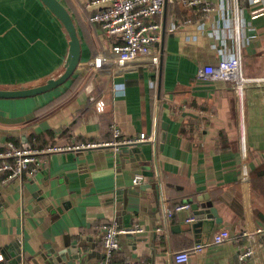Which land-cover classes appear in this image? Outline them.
Wrapping results in <instances>:
<instances>
[{"label": "crops", "instance_id": "crops-1", "mask_svg": "<svg viewBox=\"0 0 264 264\" xmlns=\"http://www.w3.org/2000/svg\"><path fill=\"white\" fill-rule=\"evenodd\" d=\"M59 1L73 19L80 62L93 61L116 42L90 21L96 9L85 8L89 0ZM209 2L206 17L189 14L191 23L170 31L169 23L183 17L184 9L167 0L157 68L141 57L103 73L78 69L91 76L89 81L39 112L68 83L32 97L0 99V147L7 141L104 143L112 140L113 126L121 139L139 133L152 138L117 152L97 147L53 153L29 179L7 181L0 175L4 263L92 264L103 258L102 225L114 223L143 229L118 236L117 261L172 264L175 253L205 244L190 255V264H264V230L254 239L242 235L264 228V81L246 83L238 95L231 83L196 77L200 66L234 55L244 77H264V0H240L236 7ZM67 41L39 0H0V88H29L57 77ZM100 98L102 113L94 107ZM136 174L145 181L134 184ZM182 203L189 210L168 215ZM191 204L212 205L221 223L210 232L204 225L192 227ZM219 229H227L230 238L211 243ZM247 247L254 256L239 261L237 254Z\"/></svg>", "mask_w": 264, "mask_h": 264}, {"label": "built area", "instance_id": "built-area-1", "mask_svg": "<svg viewBox=\"0 0 264 264\" xmlns=\"http://www.w3.org/2000/svg\"><path fill=\"white\" fill-rule=\"evenodd\" d=\"M180 4L184 9V16L172 20L169 23V30L176 31L191 23L190 15L197 14L200 18L207 16L212 6L210 0H171ZM221 3H232L237 6L240 0H218ZM167 0H89L86 1L85 8H95V12L90 17V21L96 23L103 34L113 37L116 42L108 47L103 54L99 55L91 62H80L79 69H91L103 73L128 67L130 63L139 61L140 58H147L146 65L157 68L159 65V51L157 45L162 40L163 23L160 21ZM190 14V15H189ZM235 19L236 38H239V23ZM239 56H226L218 60L215 65H203L197 70L196 77L204 82L224 81L235 86L238 95H241L243 86L246 83L264 81L262 78H246L240 69ZM117 92L118 88H112ZM95 110L102 113L105 108V101L97 99L94 101ZM112 140L104 143L87 142L75 143L67 146L45 145V146H18L13 141H7L0 147V175L9 181L26 176L28 179L34 177L45 164L48 155L64 151H83L97 147H110L117 152L124 147L137 146L145 142H151V136L146 133H139L134 138H120V131L115 126L111 128ZM243 177V181L245 182ZM145 181V177L136 174L133 183L139 184ZM188 203H182L168 210V215L173 212L189 210ZM194 217H189L187 221H193ZM263 229L251 230L250 233L244 232L242 235L254 239L255 234ZM143 231L139 224H133L129 228H117L113 224L102 225V247L103 258L92 264H152L142 261H117L115 252L118 249L119 235H134ZM230 238L227 229H219L212 234L211 243H222ZM205 244H198L191 251L177 252L172 256V264H190V255L202 251ZM254 256V249L247 247L237 254L239 261ZM0 264L3 262L0 256ZM21 264V263H18ZM76 264V263H66Z\"/></svg>", "mask_w": 264, "mask_h": 264}, {"label": "water", "instance_id": "water-1", "mask_svg": "<svg viewBox=\"0 0 264 264\" xmlns=\"http://www.w3.org/2000/svg\"><path fill=\"white\" fill-rule=\"evenodd\" d=\"M39 1L60 23L67 35V54L63 64V71L57 77L49 78L45 81V83L41 85L21 89L0 88V99L26 98L48 92L65 84L73 76L75 71L79 69L78 66L80 63L81 55L80 40L78 38L76 28L70 13L59 0ZM136 147L137 146H134L133 149ZM134 151H136V149ZM191 208L196 215V222L192 224V227L204 225L206 226V228H208L206 230L210 232L214 225H218L221 223V218L218 217L217 211L212 205H207L199 208L196 204H191ZM64 252L60 254H63Z\"/></svg>", "mask_w": 264, "mask_h": 264}, {"label": "trees", "instance_id": "trees-1", "mask_svg": "<svg viewBox=\"0 0 264 264\" xmlns=\"http://www.w3.org/2000/svg\"><path fill=\"white\" fill-rule=\"evenodd\" d=\"M90 78V75H84L80 70L75 71L73 76L66 82L68 83V87L64 90V92H62L59 96L44 105V107L40 108L38 112L41 110L50 109L56 104L66 100L69 94H71V92L77 88L78 84H80L84 79L85 81H89Z\"/></svg>", "mask_w": 264, "mask_h": 264}, {"label": "rangeland", "instance_id": "rangeland-1", "mask_svg": "<svg viewBox=\"0 0 264 264\" xmlns=\"http://www.w3.org/2000/svg\"><path fill=\"white\" fill-rule=\"evenodd\" d=\"M27 98V97H26Z\"/></svg>", "mask_w": 264, "mask_h": 264}]
</instances>
